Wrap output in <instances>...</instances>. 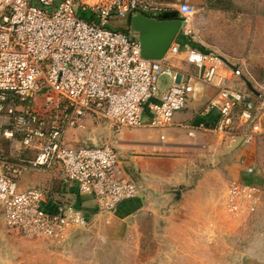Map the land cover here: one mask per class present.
Masks as SVG:
<instances>
[{"label": "built area", "instance_id": "1", "mask_svg": "<svg viewBox=\"0 0 264 264\" xmlns=\"http://www.w3.org/2000/svg\"><path fill=\"white\" fill-rule=\"evenodd\" d=\"M196 11V4L178 0H0V138L17 141L32 153L27 161L0 155V206L9 231L63 244L86 219L74 204L48 199L43 187L21 188L26 172H50L92 196L104 211L139 196L112 145L66 142L67 129L84 127L88 118L116 131L162 130L174 125L175 113L186 107L197 80L215 87L205 109L215 110L217 118L211 125L200 120L179 124L189 135L215 132L245 144L263 132L264 109L258 113L254 101L224 77L214 81L228 66L222 56L184 30V39L171 43L166 57L182 55L197 75L179 79L166 57H144L140 41L123 23L137 14L172 12L186 24ZM115 20L117 27L107 26ZM161 75L171 79L165 89L159 87ZM39 94L44 95L42 108L35 103ZM235 119L246 125L241 134L233 131ZM245 172L251 174L253 167L245 166ZM258 198L253 182L234 178L224 208L235 217L250 214Z\"/></svg>", "mask_w": 264, "mask_h": 264}, {"label": "rangeland", "instance_id": "2", "mask_svg": "<svg viewBox=\"0 0 264 264\" xmlns=\"http://www.w3.org/2000/svg\"><path fill=\"white\" fill-rule=\"evenodd\" d=\"M203 1L196 4V13L182 24L180 32L188 31L189 38L193 36L201 46L224 58L229 73L221 75L230 86L247 94L259 113L264 109V0ZM90 16L99 23V17ZM117 23L110 21L107 26L117 27ZM235 69L240 70L239 75H231ZM169 82L167 75L158 79L159 86ZM44 101V95H37L36 107L42 108ZM93 123L104 124L101 128L108 124ZM87 124L67 129L66 136L84 130ZM244 129L246 125L235 119L233 131L241 134ZM104 132L89 131V142L84 144L108 143L121 159L128 155L144 157L141 160L165 157L180 164L188 179L175 188L189 192L181 205L126 214L116 208L104 211L94 199L96 206L79 207L85 222L71 230L63 244L25 238L0 222V264H264V130L245 144L215 132L189 135L187 129L175 125L162 130L125 128L120 135L112 127L110 139ZM5 141L0 140L3 154L26 152L19 143ZM124 141H153L170 147L127 151L121 146ZM245 166H252L253 172L246 174ZM125 169L139 187L138 197L142 196V175ZM234 178L249 180L259 190L257 206L250 214L235 217L224 208L227 185Z\"/></svg>", "mask_w": 264, "mask_h": 264}, {"label": "crops", "instance_id": "3", "mask_svg": "<svg viewBox=\"0 0 264 264\" xmlns=\"http://www.w3.org/2000/svg\"><path fill=\"white\" fill-rule=\"evenodd\" d=\"M178 1H188L190 3L198 4L204 3L203 0H178ZM202 6V5H201ZM145 16V15H144ZM150 18L156 19L157 15L147 16ZM164 18V17H162ZM168 18V16L166 17ZM124 25L127 26L132 33L138 38L140 33L135 30L132 25L130 18L124 20ZM182 26V23H181ZM181 30V28H180ZM179 31L176 32L174 37L172 38L171 43L176 41H181L184 39L183 33ZM169 44V45H170ZM169 46L167 47L165 53L160 58H151V59H163L166 57V53ZM168 64L173 68V70L179 74L178 78L180 79H195L197 75L196 67L183 59L182 55L169 56L166 57ZM226 59V58H225ZM221 73H225L227 75L229 72L227 69H223L219 71L220 76H218L214 81L216 82L219 77H224ZM231 75H233L231 73ZM225 78V77H224ZM226 80V78H225ZM171 81V79H170ZM170 83V82H169ZM168 83V84H169ZM167 84V85H168ZM159 86L161 89H165L166 86ZM215 87L212 84H204L199 81L194 82V91L187 99L186 107L183 110H180L174 115V125L179 127V124L185 122H194V121H203L206 124L211 125L217 118V113L215 110H206L205 105L208 99L213 96ZM93 120L88 118L86 120L87 126L84 130H79L75 132L73 135L72 132H68L66 136V141L71 146H77L80 144H84L89 142V131L101 130L104 132H108V138L110 139L112 133V127L110 124H107L105 128H101V125L97 124L93 125ZM90 123V124H89ZM182 128V127H180ZM104 129V130H103ZM104 132V134H106ZM122 130L119 131V135ZM128 134H125L126 137ZM200 134L197 135V139H200ZM4 138H0L2 140ZM164 139V136L163 138ZM11 142V140L4 139ZM4 142V141H3ZM17 142V141H13ZM105 142L106 139H105ZM19 143V142H17ZM207 145V143H206ZM123 149L127 151H142V152H153L157 151L161 147H170V145L155 143L153 141L147 142H135V141H124L121 143ZM18 150V148H17ZM0 155L6 159L10 160L11 156L13 161H27L32 158V153L28 150L26 152L19 154V152L13 153V151L7 155L3 154L0 151ZM10 156V157H9ZM140 158H144L139 155H128L122 158L124 167H129L133 171H139L142 175L144 181L141 186L143 190L142 196L133 199L126 200L117 206V210H121L126 214H133L144 209H154L155 210L160 207L166 209H172L174 206L181 205L184 198L189 194L187 190L184 188H175L177 184H185L187 182V172L185 170H181V165L175 162L170 161V158L165 157H149L145 160H141ZM11 159V160H12ZM148 159V160H147ZM0 169H2V160H0ZM19 186L21 188H28L32 186H40L43 187L47 192L48 199H57L61 201H68L74 204L77 207L83 208L84 205H95L96 202L92 196L86 194L78 193L76 187L73 184L65 183L60 181L55 175L46 171L39 172H26L20 179ZM148 199V202H147ZM154 199L155 201H150ZM158 200V201H156ZM161 203V205H159ZM158 204V205H157ZM0 222L3 223L2 217V209L0 206Z\"/></svg>", "mask_w": 264, "mask_h": 264}, {"label": "water", "instance_id": "4", "mask_svg": "<svg viewBox=\"0 0 264 264\" xmlns=\"http://www.w3.org/2000/svg\"><path fill=\"white\" fill-rule=\"evenodd\" d=\"M167 16L161 14L154 19L137 14L130 17L132 27L140 33L139 41L144 57H162L172 38L180 30L181 20H169L166 19Z\"/></svg>", "mask_w": 264, "mask_h": 264}, {"label": "trees", "instance_id": "5", "mask_svg": "<svg viewBox=\"0 0 264 264\" xmlns=\"http://www.w3.org/2000/svg\"><path fill=\"white\" fill-rule=\"evenodd\" d=\"M167 15H168V19H169V18H172V17H174V16H176V14H175V13H172V12H171V13H168ZM128 173H129V172H128Z\"/></svg>", "mask_w": 264, "mask_h": 264}, {"label": "flooded vegetation", "instance_id": "6", "mask_svg": "<svg viewBox=\"0 0 264 264\" xmlns=\"http://www.w3.org/2000/svg\"><path fill=\"white\" fill-rule=\"evenodd\" d=\"M166 19H168V18H166ZM179 19V17L176 15V16H174V17H172V18H169V20H178ZM180 20V19H179Z\"/></svg>", "mask_w": 264, "mask_h": 264}]
</instances>
